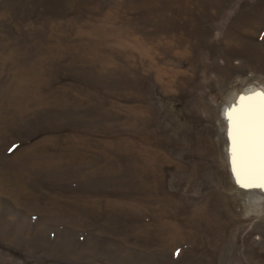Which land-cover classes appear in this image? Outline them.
<instances>
[{
	"label": "rangeland",
	"instance_id": "374dc122",
	"mask_svg": "<svg viewBox=\"0 0 264 264\" xmlns=\"http://www.w3.org/2000/svg\"><path fill=\"white\" fill-rule=\"evenodd\" d=\"M262 37L264 0H0V264H264L221 121Z\"/></svg>",
	"mask_w": 264,
	"mask_h": 264
},
{
	"label": "snow or ice",
	"instance_id": "6c2138e0",
	"mask_svg": "<svg viewBox=\"0 0 264 264\" xmlns=\"http://www.w3.org/2000/svg\"><path fill=\"white\" fill-rule=\"evenodd\" d=\"M234 103L226 118L236 184L264 191V92L239 96Z\"/></svg>",
	"mask_w": 264,
	"mask_h": 264
},
{
	"label": "bare ground",
	"instance_id": "6f19581e",
	"mask_svg": "<svg viewBox=\"0 0 264 264\" xmlns=\"http://www.w3.org/2000/svg\"><path fill=\"white\" fill-rule=\"evenodd\" d=\"M257 92H264V90L263 89H261V88H259V87H255V86H249V87H247V88H245V90H244V92L242 93V94H238V95H236V97H234L232 100H231V103H229V104H227L226 103V105L223 107V113H222V122L224 123V125L226 126L225 127V130H224V134H225V137H226V139L228 140V142H229V153H228V157L231 159V173L233 174V163H232V158H231V147H232V142H231V140H230V138H229V134H228V128H229V123H228V120H227V118H226V116H227V113H228V111H229V109L230 108H232V107H234L235 106V101H236V98L237 97H239V96H248V95H250V94H255V93H257ZM233 176H234V174H233ZM234 178H235V176H234ZM236 179V178H235ZM245 190V189H244ZM246 192H248V193H251V194H253V195H250V196H252V197H249V198H253L254 200H255V202H256V197L261 193V192H263V191H261V190H259V189H250V190H245ZM252 199V200H253ZM260 199V198H259ZM251 200V199H250ZM258 201V200H257ZM245 207H247V205L245 204Z\"/></svg>",
	"mask_w": 264,
	"mask_h": 264
}]
</instances>
